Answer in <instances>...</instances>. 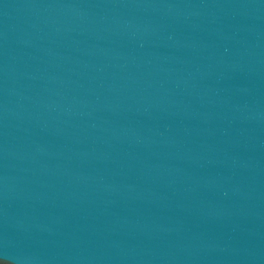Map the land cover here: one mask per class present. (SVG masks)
<instances>
[{
	"label": "water",
	"instance_id": "water-1",
	"mask_svg": "<svg viewBox=\"0 0 264 264\" xmlns=\"http://www.w3.org/2000/svg\"><path fill=\"white\" fill-rule=\"evenodd\" d=\"M0 264H264V0H0Z\"/></svg>",
	"mask_w": 264,
	"mask_h": 264
}]
</instances>
